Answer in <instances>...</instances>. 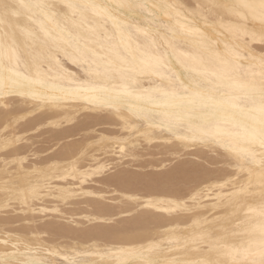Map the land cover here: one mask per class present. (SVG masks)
<instances>
[{
  "label": "bare ground",
  "instance_id": "bare-ground-1",
  "mask_svg": "<svg viewBox=\"0 0 264 264\" xmlns=\"http://www.w3.org/2000/svg\"><path fill=\"white\" fill-rule=\"evenodd\" d=\"M35 107L53 111L42 118L51 124L105 111L126 132H101L83 145L72 138L82 146L34 159L40 151L18 147L24 131L13 124ZM142 140L221 166L181 160L149 178L142 194L116 177L112 199L126 206L99 201L104 192L84 185L87 177L138 157ZM235 170L240 176L227 180ZM172 177L187 182L154 185ZM203 181L208 190L231 187L203 194ZM81 195L98 197L84 202L87 222L137 214L84 231L57 219L34 226L33 213H61V203ZM6 207L30 224L3 227L16 221L1 214ZM65 237L72 241H58ZM0 264H264V0H0Z\"/></svg>",
  "mask_w": 264,
  "mask_h": 264
},
{
  "label": "rangeland",
  "instance_id": "rangeland-1",
  "mask_svg": "<svg viewBox=\"0 0 264 264\" xmlns=\"http://www.w3.org/2000/svg\"><path fill=\"white\" fill-rule=\"evenodd\" d=\"M23 103H20V102H18V104L16 105V109H21V107H24V104L22 105ZM41 110H43V111H41ZM48 110V111H47ZM43 113V114H42ZM53 113V111H51L50 109H47V108H40V109H37L36 107L34 108V111L32 112V113H25V112H23L22 114H24V116H21L20 118H19V120L17 119L16 120V122H18V123H14L13 125L15 126V128H16V126H17V128H16V130L18 131V130H23L24 132H21V134H20V136L23 138V140L21 141V139L17 142V145H18V147H23V145L25 146V147H29L30 145L32 146H34L35 147V149L34 150H36V148H38L37 150L38 151H40L39 152V156H37L36 158H34V156H29L28 158L29 159H32V158H34V159H38V158H40L42 155H44V157H48V154L49 155H51V154H53V153H55V152H58L59 150L61 151V149H64L65 147H68V148H75V147H77V146H82L83 144H85L87 141H89V140H93V139H95V137L97 136H95V134H99V133H104V134H106V133H108L109 135L110 134H115L116 132H117V134L118 133H120V134H123V132L125 133L126 131L125 130H121V129H118V128H120L121 127V125H120V123H119V121L117 120L116 121V118L115 117H112L111 119H107V118H105V115H107L108 113L107 112H105V111H101V113L100 112H93V111H90V110H83V111H80V112H78L77 114H76V116H75V118L72 120V121H69V122H66V121H64V120H61V122L60 123H58V124H51V123H49V121H47V120H43V119H45V118H43V117H45V116H47V115H51ZM83 113H85V114H83ZM97 113H98V115H97ZM21 114V115H22ZM28 114H29V118H28ZM31 114V115H30ZM86 114H88V116L86 115ZM92 116H91V115ZM96 114V115H95ZM80 115H82V116H80ZM16 116H20V114H17ZM91 116V117H90ZM88 117V118H87ZM92 117H95V119L97 120H95V121H89L88 122V120H90V118H92ZM102 117V118H101ZM43 118V119H42ZM80 118H81V120H80ZM84 118V119H83ZM29 119V120H28ZM36 119V120H35ZM39 119V120H38ZM114 119V120H113ZM21 120V121H20ZM41 120H43V121H41ZM74 120H76V121H74ZM20 121V122H19ZM86 121V122H85ZM27 122V123H26ZM40 124H38V123ZM64 122V123H63ZM83 122H85V123H83ZM108 122V123H107ZM20 123H22L23 124V126H22V124H20ZM67 123L69 124L68 126H67ZM77 123H79V124H77ZM81 123V124H80ZM103 123H105V124H102ZM107 123V124H106ZM26 124V125H25ZM36 124H38V125H36ZM21 125V126H20ZM36 125V126H35ZM72 126V129H71V126ZM75 125V126H74ZM99 125H101V126H99ZM113 125H114V128H113ZM116 125V126H115ZM20 126V127H19ZM34 126V127H33ZM58 126V127H57ZM83 126H84V128H83ZM99 126V127H98ZM106 126V127H105ZM109 126V127H108ZM117 126H118V128H117ZM19 127V128H18ZM36 127V128H35ZM52 127V128H51ZM63 127H65L64 128V130L62 129ZM74 127V128H73ZM90 127V128H89ZM94 127V128H93ZM104 127V128H103ZM108 127V128H107ZM112 127V128H111ZM28 128H30L31 130H27ZM33 128V129H32ZM55 128V129H54ZM58 128H59V131H58ZM69 128V129H68ZM90 130H89V129ZM27 131H26V130ZM46 131H45V130ZM67 129V130H66ZM81 129V130H80ZM114 129V130H113ZM39 130V131H38ZM44 130V131H43ZM69 130H71V131H69ZM73 130V131H72ZM101 130V131H100ZM106 130V131H105ZM119 130H120V132H119ZM35 131V132H34ZM65 131V132H64ZM67 131V132H66ZM99 131V132H98ZM108 131V132H107ZM112 131H113V133H112ZM159 131H161V133L162 134H165V133H167V134H170L172 131L170 130V128H166V127H161L160 129H159ZM158 131V132H159ZM45 132V133H44ZM58 134H57V133ZM62 132V133H61ZM79 132V133H78ZM82 132V133H81ZM83 132L85 133V134H83ZM90 132V133H89ZM94 132V133H93ZM30 133V134H29ZM34 133V134H33ZM36 133V134H35ZM51 133H54V134H52V135H50ZM59 133L61 134V136H58L59 135ZM69 135V137L66 135ZM71 133V134H70ZM88 133H89V135H91L90 137H89V135H88ZM93 133V134H92ZM32 134V135H31ZM65 134V135H64ZM26 135V136H25ZM35 135V136H34ZM39 135V137L38 138H36L37 136ZM75 135V136H74ZM78 135V136H77ZM84 135V136H83ZM86 135V136H85ZM88 135V136H87ZM92 135H93V137H92ZM25 136V137H24ZM34 136V137H33ZM72 136V137H71ZM81 136H83V137H81ZM95 136V137H94ZM28 137H31V139L30 138H28ZM44 137V139H43V144H42V142H40V140H42V138ZM50 137H52V139L50 138ZM56 137V138H55ZM61 137V138H60ZM65 137H68V138H65ZM92 137V138H91ZM25 138V139H24ZM28 138V139H27ZM51 139V141H50V143H52V147H51V145H50V143H49V140ZM64 138V139H63ZM73 138V139H72ZM78 138V139H77ZM83 138V139H82ZM86 138V139H85ZM90 138V139H89ZM53 139H55V140H53ZM59 139H61V140H59ZM69 139V140H68ZM71 139L72 140H75L76 139V141H78V142H81L82 143V145H81V143H80V145L78 144V142L77 143H75V142H71ZM79 139H81V140H83V141H80ZM24 140H26V141H24ZM30 140V141H29ZM37 142H36V141ZM46 140V141H45ZM53 140V141H52ZM63 140L65 141V145L63 144ZM68 140V141H67ZM87 140V141H86ZM35 141V142H34ZM45 141V142H44ZM48 141V142H47ZM57 141V142H56ZM20 142H21V145H20ZM23 142V143H22ZM30 142V143H29ZM32 142H33V144H32ZM41 143L42 144V146H38V143ZM47 142V143H46ZM70 144H69V143ZM25 143H27V144H25ZM40 143H39V145H40ZM45 143H46V147L48 146L49 147V149H46V147H45ZM49 143V144H48ZM54 143H56V144H54ZM60 143V144H59ZM23 144V145H22ZM29 144V145H28ZM34 144H36L38 147H36V145H34ZM48 144V145H47ZM78 144V145H77ZM55 145V146H54ZM60 145H63V146H61L60 147V149H58L59 148V146ZM72 145V146H71ZM150 145V146H149ZM30 146V147H31ZM32 146V147H33ZM44 146V147H43ZM75 146V147H74ZM142 146H144L145 148L144 149H141V150H139V155H138V157L136 156V157H129V156H125V157H123L122 159H121V162H122V164H118V165H115L114 163H111V164H108L107 165V168L105 167L104 168V170H103V172L102 173H99V174H94V175H92V176H90V177H87V181L84 183V185H86V186H92V187H95V188H93V189H95L96 191H100V192H104V194H102L103 196H104V200H101L100 198H99V201H101V202H104V203H107L108 202V204H114V205H116V203L118 204L117 206H123V207H125L126 206V203L125 202H120L119 200H117V199H112V198H114V197H116V196H118L119 195V192H115L114 191V189H117L118 188V185L117 184H115V183H110V181H112L113 182V180H114V178H116V177H124L123 178V181H130V182H128V183H135V184H131L132 186H134L135 188H136V190H138L137 192L138 193H143L144 191H143V188L144 187H146V186H148V184L149 183H152L150 180H148L149 178H151L153 181H154V177H159V176H161L162 174H165V173H167V172H169L170 170L172 171L175 167H176V165L177 164H179L180 162H182V161H189V162H191V163H195V164H199V166L201 165V164H204V165H202L201 167H214V166H221L220 164H213L212 166H210V164L208 165V163H209V161L208 160H206L204 157H202V158H198L197 159V157H195V156H193V155H191V154H187V153H183V155L181 154L179 157L178 156H176L175 157V155H168L169 153H167L166 151H165V147H164V145H162L158 140H155V141H152L150 144H148V143H146L145 144V142H143V140H142ZM157 146V147H156ZM162 146L164 147V148H162ZM31 147V148H32ZM33 147V148H34ZM43 147V148H42ZM159 147V148H158ZM32 148V149H33ZM51 148V149H50ZM55 148V149H54ZM57 148V149H56ZM95 148H97V147H95ZM95 148H91V152H93L94 154H97V155H99L100 157H105V158H115L117 155H118V153L117 152H115L116 153V155H115V153L113 154V153H103V150L101 151V150H99V151H96L97 149H95ZM155 148H156V150H155ZM44 149H45V151H44ZM54 149V150H53ZM160 149V150H159ZM52 150L54 151L53 153H52ZM147 150H149V151H147ZM47 151V152H46ZM51 151V152H50ZM158 154H157V153ZM160 152H161V154H160ZM166 152V153H165ZM46 155H45V154ZM164 153V154H163ZM102 154V155H101ZM112 154V155H111ZM155 155H156V157H155ZM207 155H211V153H208ZM154 156V157H153ZM182 156V157H181ZM31 157V158H30ZM43 157V156H42ZM41 157V158H42ZM129 157V158H128ZM143 157V158H142ZM146 157H148V159L146 160ZM172 157V158H171ZM194 157V158H193ZM128 158V159H127ZM139 158H141V159H139ZM152 160H151V159ZM164 158V159H163ZM187 158V159H186ZM192 158V159H191ZM204 158V159H203ZM168 159V160H167ZM171 159H172V161H171ZM33 160V159H32ZM141 160V161H140ZM148 160H149V162H148ZM170 160V161H169ZM182 160V161H181ZM197 160V161H196ZM125 161V162H124ZM153 161H154V163H153ZM158 161V162H157ZM201 161H202V163H201ZM174 162V163H173ZM204 162V163H203ZM160 163V164H159ZM168 163V164H167ZM127 164V165H126ZM132 164H133V166H132ZM136 164V165H135ZM150 164V165H149ZM155 164H157V165H155ZM166 164V165H165ZM170 164V165H169ZM113 165V166H112ZM125 166V168H124V166ZM142 165V166H141ZM147 165V166H146ZM154 165L156 166V168L154 167ZM170 167H169V166ZM132 166V167H131ZM137 166V167H136ZM120 167V168H119ZM204 167V168H205ZM130 168H131V170H130ZM135 168V169H134ZM141 168V169H140ZM150 168V169H149ZM172 168V169H171ZM154 169V170H153ZM235 169H236V167H235ZM113 170V171H112ZM141 170V171H140ZM156 171V172H155ZM166 171V172H165ZM119 172H120V175H119ZM125 173V174H124ZM128 173H130V175L128 174ZM159 173V174H158ZM139 174V175H138ZM188 174H190V173H188L187 172V175ZM102 175V176H101ZM141 175H143V176H141ZM155 175V176H154ZM186 175V174H185ZM186 175V176H187ZM191 175V174H190ZM189 175V176H190ZM230 177L227 179V180H235V179H237V175L238 176H240L239 174H237V172H236V170L235 171H233V172H230ZM234 175V176H233ZM127 176H131V178L130 179H132V180H130V179H127L126 177ZM146 178H145V177ZM150 176V177H149ZM153 176V177H152ZM186 176H184V177H186ZM108 177V178H107ZM188 177V176H187ZM90 180H89V179ZM94 179H95V181H94ZM125 179V180H124ZM158 179V178H157ZM177 179V180H176ZM142 180V181H141ZM187 179H184L183 180V177L182 178H180V179H178V178H176V177H172L171 179H170V181H168L167 183H162V184H160V182H156V180H155V183H154V185L155 186H163L162 188H182L183 186H184V183L186 184V181ZM91 181V182H90ZM102 181V182H101ZM140 181V182H139ZM178 181V182H177ZM180 181V182H179ZM91 184H90V183ZM96 182V183H95ZM146 182V183H145ZM183 182V183H182ZM86 183H89V184H86ZM139 183H141V184H139ZM159 185H158V184ZM169 183V184H168ZM171 183V184H170ZM174 183V184H173ZM208 183V182H207ZM94 184H95V186H94ZM205 184V185H204ZM236 184V186H242V183L240 184V183H235ZM144 185V186H143ZM168 185V186H167ZM173 185V186H172ZM178 185H180V186H178ZM181 185H183V186H181ZM97 186V187H96ZM139 186L141 187V189L139 188ZM204 186H205V190H202V193L203 194H205V193H209V192H216L218 189H228V188H230L231 186L230 185H228V187H225V188H223V187H221V185H218L219 187H213L214 189H212V190H208L206 187H208L209 185L208 184H206V182H204L203 181V183L200 185V187L202 188L203 187V189H204ZM91 187V188H92ZM106 187V188H105ZM97 188V189H96ZM109 188H111V189H109ZM104 191H103V190ZM102 190V191H101ZM106 190V191H105ZM107 190H110V193L108 194V195H110L109 197L110 198H107L108 197V195H107V193L106 192H109V191H107ZM207 190V191H206ZM143 191V192H142ZM111 192H115V193H111ZM112 194V195H111ZM192 194V197H194V195L195 194H197L196 192H192L191 193ZM191 194H189L188 196H190ZM211 194V193H210ZM106 195H107V197H106ZM187 196V198H185V199H182L183 201H189L190 200V202L191 201H195L194 199H191V198H189ZM79 198H77V197H72V198H70V199H68V203H70V201H71V203L70 204H66V203H61L60 205L61 206H59L60 207V210L62 211L61 213H53V212H46V213H40V212H37V214H36V212L35 213H33V216L35 217L33 220H34V226H36V227H39V226H42L43 224L45 225V223H47V222H50V221H52L53 223H57V221H58V223H60V224H62V223H64L65 225L66 224H69V226L72 228V229H76V230H82V231H84V230H87V229H90V228H93V227H104V226H114V224H116L115 226H117V225H119V224H123L124 222H122V221H124V218L125 217H127L126 219H130L131 217H134L135 216V213L137 214V212H130L129 214L128 213H124V216H123V214H121L122 215V217H121V215H115V216H113V218L111 219V220H107L108 221V223H106V221H92V223H91V221H85L86 220V218H84V217H82V215H83V213H85L86 211H89L90 209H91V206H87L84 202L85 201H88V200H91V198L93 199H95V198H97V200H98V197H95V196H92L91 197V195H81V196H78ZM80 197H83V198H80ZM90 197V198H89ZM209 198H214V197H207V198H205V199H209ZM110 199H112L111 201H110ZM109 200V201H108ZM107 201V202H106ZM120 202L121 203V205H120V203H118V202ZM13 202V203H12ZM79 202H81V203H79ZM10 203L11 204H13V206H15V207H17V203H16V200L14 201V200H10ZM14 203H16V204H14ZM123 203V204H122ZM62 204H64V206L62 205ZM72 204V205H71ZM79 204V205H78ZM81 205V206H80ZM84 205V206H83ZM67 206V207H66ZM63 207H65V208H63ZM61 208H63V210L61 209ZM8 209H11L12 210V208H10V207H8ZM7 209V207L5 208V210H7L6 211V213H4V212H2L1 214H4L5 216H10L11 217V219H16V221L14 222V223H12V224H7V225H4L3 227H8V228H21V227H24V226H26L27 224H30V222H26V221H24V220H22V216H21V213H19V211H16V213H15V216H14V213L12 212L11 213V210H8ZM88 209V210H87ZM13 211V210H12ZM7 212H8V214H7ZM65 212H67V213H65ZM81 212V213H80ZM17 213H19V217L18 216H16V215H18ZM53 213V214H52ZM36 214V215H35ZM45 214L47 215V216H45ZM48 214H50V215H48ZM54 215L53 217H52V215ZM59 215L58 217L56 216V215ZM66 216L65 218H62L63 216ZM70 214H73L72 215V218H69L70 217ZM125 214H126V216H125ZM128 214V215H127ZM130 214H132V215H130ZM12 215H13V217H12ZM39 215V216H38ZM41 215H43V216H41ZM37 216V217H36ZM42 218H41V217ZM49 216V217H48ZM61 216V217H60ZM128 216H131V217H128ZM9 217V218H10ZM21 217V218H20ZM54 218V219H52V218ZM77 217V218H76ZM18 218H20V219H18ZM45 218H47V219H45ZM49 218H51V220L49 219ZM115 218H117V220L115 219ZM55 219H57V221L55 220ZM71 219H73V220H76V221H78L79 222V224L81 225H79V224H76L75 222H72L71 221ZM126 219H125V221H126ZM43 220V221H42ZM55 220V221H54ZM114 220H116V221H114ZM40 221V222H39ZM120 221H121V223H120ZM25 222V223H24ZM62 222V223H61ZM67 222V223H66ZM69 222H71V223H69ZM85 222V223H84ZM87 222V223H86ZM90 222V223H89ZM112 222H114L113 224H112ZM38 223H40V224H38ZM105 223V224H104ZM19 224V225H18ZM23 224V225H22ZM26 224V225H25ZM85 224L87 225V226H85ZM107 224H109V225H107ZM112 224V225H111ZM72 225V226H71ZM104 225V226H103ZM68 226V225H67ZM93 226V227H92ZM78 229H77V228ZM47 234H42V237H44V239H46V240H53V238H56L55 236H53V234H48V236H46ZM52 236V237H51ZM45 237H48V238H45ZM58 241H60V242H71L72 240H71V238H69V237H65V238H58ZM75 241H76V243L74 244V246L76 247V248H80L81 247V245H80V243L79 242H77L78 240L77 239H75ZM102 242V241H101ZM90 243V242H89ZM85 256V254H83V253H81V254H77V255H75L74 257H75V260L76 261H80L81 259H83V257ZM58 260H62V259H58Z\"/></svg>",
  "mask_w": 264,
  "mask_h": 264
}]
</instances>
